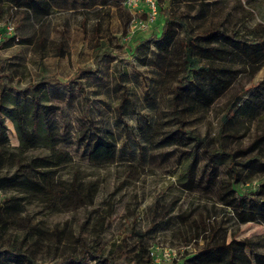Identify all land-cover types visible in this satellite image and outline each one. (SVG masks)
<instances>
[{"label": "rangeland", "instance_id": "obj_1", "mask_svg": "<svg viewBox=\"0 0 264 264\" xmlns=\"http://www.w3.org/2000/svg\"><path fill=\"white\" fill-rule=\"evenodd\" d=\"M55 1L60 2L59 8L45 6L50 18V37L45 47L13 44L0 50V57L6 59L8 64L12 83L18 88L41 77L66 79L79 68L92 67L91 44L94 36L90 29L94 26L100 27V39L113 37V42L121 44L123 48L133 49L139 38L148 36L146 31L133 30L132 21L139 19L140 15L132 14L122 4L121 7L110 5L102 8L97 19H89L84 17L81 8L72 9L73 4L78 6L79 2ZM209 1L211 9L217 13L229 12L239 20L252 16V22L258 21L243 0H226L223 3ZM130 16L134 18L129 20ZM1 19H11L13 24L20 19V14L6 10ZM158 28L159 17H156L149 30ZM223 42L237 50L250 65H260V69L251 81L249 76L241 75L208 108L190 112L185 109L187 103L180 99L177 109L180 120L184 122L183 129L205 138L209 148L216 146L227 103L237 97L240 90L264 79V46L248 47L231 41ZM57 50H61L63 55ZM142 56L141 50H134L124 64L121 76H118L115 68L116 56L104 58L95 74L83 78L92 108L90 116L97 126L110 131L117 143L114 164L94 166L89 163L90 147L77 138L81 123L75 94L69 96L65 89L55 88L50 91V99L46 103L47 126L52 137L50 149L65 151L71 156L73 163L83 173L84 191L93 193L95 203H82L55 182L44 181L45 189L41 193L7 188L0 193V201L6 197L24 198L26 204L22 216L29 219L28 224L52 232L49 241L43 243V249L36 253L37 258L43 261L53 260L76 247L75 237L61 235L66 231L83 238L92 249L102 245L100 257L109 259L121 249L123 240H126L129 249L139 244L137 236L129 235L130 230L143 234L153 224L154 227L144 235L140 245L143 243L150 249L156 264L170 258L181 260L186 250L191 252L192 239L203 225L218 228V235L224 234L226 242L236 232L235 239L238 241L249 240L261 244L238 251L252 260L253 254L264 255V225L247 223L237 226L231 210L220 203L219 185L229 179L225 162L210 160L201 145L185 140L184 144L165 140L178 126L170 101V88L162 86L163 74L154 67L153 55L147 56L145 65L141 63ZM250 91L240 95L236 102L241 103ZM122 93L127 101L119 118L116 107ZM4 123L9 144L16 148L18 140L14 126L7 118ZM232 133L238 137L226 139L225 148L228 151L246 149L257 134L264 133V118L245 122ZM46 152L47 149H39L29 154ZM258 153L264 154V142L258 143L247 156ZM192 162L195 164L196 181L188 189L185 187L186 169ZM210 166L214 167L212 172ZM60 176L66 179L67 173L61 172ZM262 178L264 174L240 168L237 188L240 191H254ZM259 197H264V194ZM153 207H156L154 213ZM57 233L61 235L59 242ZM196 241L201 244L200 239ZM31 247L38 249L33 244ZM75 250L78 252L79 249ZM82 264L100 263L85 257Z\"/></svg>", "mask_w": 264, "mask_h": 264}, {"label": "trees", "instance_id": "obj_2", "mask_svg": "<svg viewBox=\"0 0 264 264\" xmlns=\"http://www.w3.org/2000/svg\"><path fill=\"white\" fill-rule=\"evenodd\" d=\"M63 1H70L71 4L79 2L80 5L75 6L74 3L72 9L81 8L84 17L97 19L101 14V7H121L125 0ZM217 1L223 3L226 0ZM243 2L258 21L252 22V16L239 20L229 12L217 13L211 9L209 0H155L159 28L150 31V26L146 31L148 36L139 38L133 49L114 43L113 37L100 39V27L94 26L90 29L94 36L91 44L93 66L79 68L66 79L56 76L41 77L18 88L12 83L6 59L0 57V193L7 188L41 193L45 189L43 181L55 182L78 201L91 205L95 203L93 193L84 191L83 173L73 163L71 156L65 151L50 149L52 137L47 126L46 103L49 102L50 91L55 88L65 89L69 96L75 94L78 120L81 123L77 138L90 147L89 163L94 166L114 164L118 152L117 143L112 133L97 126L90 116L92 108L83 86V78L95 74L104 58L116 56L115 68L118 76H121L122 68L129 61L132 52L141 50V63L145 65L147 56L152 54L154 67L163 74L162 86L170 88V101L178 126L165 140H175L182 144L185 140L201 145L210 160L225 162L229 179L219 185L220 203L231 210L237 226L247 223L264 225V197H259L264 194V178L254 191H240L237 188L240 168L264 174V154L247 156L258 143L264 142V133L257 134L250 146L243 150L228 151L224 146L226 139L238 137L232 133L237 127H242L245 122L264 118V79L240 90L237 97L227 103L215 147L209 148L205 138L184 130V122L180 120L177 109L181 98L187 103L185 109L190 112L208 108L241 75L249 76L251 81L260 69V65H250L237 50L223 42L226 40L248 47L264 46V0ZM46 4L55 9L60 6V2L55 0H0V21H4L1 18L6 10L20 14V19L12 24L11 35H6L4 28L0 29V50L13 44L45 47L50 37V18ZM146 11L144 9L140 14L139 20L146 19ZM132 18L134 16H130L129 20ZM8 22L12 23L11 19L4 21ZM57 53L63 55L61 50H57ZM249 90L248 96L237 103V98ZM126 101L127 98L122 93L116 107L119 118ZM5 118L14 126L18 140L16 148L9 144ZM39 149H47V152L29 154L30 151ZM241 157L244 159L241 160ZM194 165L192 162L186 169L185 187L188 189L196 181ZM213 168L210 166V172ZM61 172L67 173L66 179L60 176ZM25 204L24 198L20 197H6L0 201V264H82L85 257L91 261L97 260L100 264H156L150 249L143 243L140 245L144 241V235L152 230L154 224L143 234L130 230L129 235L137 236L139 244L129 249L126 240H123L121 249L109 259L100 257L102 245L92 249L83 238L66 231L61 235L75 237L78 252L69 245L73 249L71 252H65L50 261L39 260L37 251L43 249V243L49 241L48 237L53 234L45 228L28 224L29 219L22 216ZM152 211L154 213L156 207ZM60 233L56 235L59 237L57 242L61 239ZM218 233V228L203 225L192 239L194 244L191 252L186 250L181 260L170 258L158 264H264L262 254L252 253V260L250 256L238 253L239 250L261 244L249 240L238 241L235 239L236 232L226 242L225 235L220 236ZM196 239H200L201 244ZM30 244L38 246V249L32 248Z\"/></svg>", "mask_w": 264, "mask_h": 264}, {"label": "built area", "instance_id": "obj_3", "mask_svg": "<svg viewBox=\"0 0 264 264\" xmlns=\"http://www.w3.org/2000/svg\"><path fill=\"white\" fill-rule=\"evenodd\" d=\"M123 6L130 11L134 15H140L144 8L147 9L146 11V19L141 21L139 19H135L132 21L133 23V30L136 31H147L148 28L155 22L157 9L155 0H125L123 2ZM4 28L6 35H11L13 33V25L12 23L8 22L4 24L0 22V29ZM1 38V35H0Z\"/></svg>", "mask_w": 264, "mask_h": 264}, {"label": "crops", "instance_id": "obj_4", "mask_svg": "<svg viewBox=\"0 0 264 264\" xmlns=\"http://www.w3.org/2000/svg\"><path fill=\"white\" fill-rule=\"evenodd\" d=\"M105 7H108V6H105ZM105 7H101V9H102V8H105Z\"/></svg>", "mask_w": 264, "mask_h": 264}]
</instances>
